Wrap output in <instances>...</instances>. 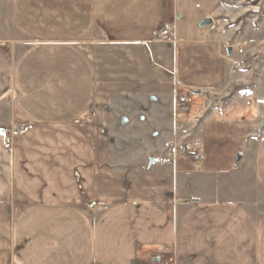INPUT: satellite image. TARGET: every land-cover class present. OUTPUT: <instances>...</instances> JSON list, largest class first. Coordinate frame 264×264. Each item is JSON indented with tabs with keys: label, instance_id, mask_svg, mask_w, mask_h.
I'll return each mask as SVG.
<instances>
[{
	"label": "crops",
	"instance_id": "obj_1",
	"mask_svg": "<svg viewBox=\"0 0 264 264\" xmlns=\"http://www.w3.org/2000/svg\"><path fill=\"white\" fill-rule=\"evenodd\" d=\"M184 19L0 0V264H264V67L246 46L230 75L245 40ZM198 116L200 170L177 127Z\"/></svg>",
	"mask_w": 264,
	"mask_h": 264
},
{
	"label": "rangeland",
	"instance_id": "obj_2",
	"mask_svg": "<svg viewBox=\"0 0 264 264\" xmlns=\"http://www.w3.org/2000/svg\"><path fill=\"white\" fill-rule=\"evenodd\" d=\"M208 12L219 31L232 37L230 44L247 41L248 48L255 52L250 59L264 64V0H180V13L185 19L178 27L186 32L196 29ZM199 96L192 95L193 100ZM199 129L197 126L195 131Z\"/></svg>",
	"mask_w": 264,
	"mask_h": 264
},
{
	"label": "built area",
	"instance_id": "obj_3",
	"mask_svg": "<svg viewBox=\"0 0 264 264\" xmlns=\"http://www.w3.org/2000/svg\"><path fill=\"white\" fill-rule=\"evenodd\" d=\"M159 38H165L169 35V30L165 29L162 32L158 34ZM248 45L247 41H244L242 43L237 42L233 48L234 51L231 54H226V64L228 67V72L230 75H234L236 72L243 70L245 68H249L250 65L247 64L245 61V56L248 54L246 46ZM264 67V64H263ZM193 93L191 91L182 94L177 99V112L187 114L190 112L192 106H193ZM207 100H209L206 97ZM201 116H198L192 120H190L189 125H183L180 124L177 127L179 129L184 130L185 132V138L187 139L184 144L181 146V150L183 153L188 154L192 156L195 159V167L196 170L201 169L200 165V154L198 150V132L195 131V128L198 126V122L200 121ZM157 264H175L174 260L172 259H165L162 262H159Z\"/></svg>",
	"mask_w": 264,
	"mask_h": 264
},
{
	"label": "water",
	"instance_id": "obj_4",
	"mask_svg": "<svg viewBox=\"0 0 264 264\" xmlns=\"http://www.w3.org/2000/svg\"><path fill=\"white\" fill-rule=\"evenodd\" d=\"M213 24H214V19H213L212 17H205L203 20H201V22L199 23L198 26H199L200 28H204V27L211 26V25H213ZM232 51H233V48L230 47V48L228 49V54H231ZM193 94L200 95V94H201V91H200V90L194 91ZM262 126H264V122H263ZM239 158H240V156H238L237 159L239 160ZM151 161L154 162V161H158V160H157V159H153V160H151Z\"/></svg>",
	"mask_w": 264,
	"mask_h": 264
}]
</instances>
